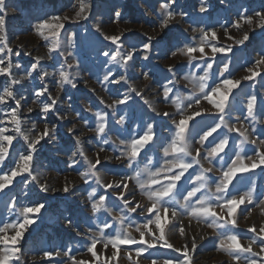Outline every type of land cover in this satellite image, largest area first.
Segmentation results:
<instances>
[{"label": "snow or ice", "instance_id": "1", "mask_svg": "<svg viewBox=\"0 0 264 264\" xmlns=\"http://www.w3.org/2000/svg\"><path fill=\"white\" fill-rule=\"evenodd\" d=\"M4 5L5 0H0V11H3ZM176 5L177 0H160L159 14L153 23H157L161 31L169 29L177 16L188 15L175 11ZM72 7L76 10L71 18L67 15L48 17L46 13L37 18L35 33L46 41L48 59H53L54 53L65 59L59 62L58 68L48 71L40 63L43 57H34V62L30 61L27 77L33 78V72H36L41 84L31 91L21 83L25 77L17 79L13 73L14 69L22 67L19 60L13 62V57L18 58L21 54L31 56V53L22 49L14 51L9 45L5 34L6 14L0 15V77H3L0 84V195L12 192L17 184L28 188L30 182L37 185L41 192L49 191L38 175L33 174L37 170L36 157L42 147L41 141L50 143L56 139L59 131L58 125H49L47 119L55 112L63 120L66 112L65 116L60 115L63 109L56 107L60 97L51 95L46 80L58 75V89L63 90L66 84L77 88L79 71L73 75L68 70L78 68L79 64L75 59L69 63L68 57L73 54L67 49L76 47L78 33L75 30L69 32L64 22L69 19L72 22L88 20L92 9L90 0H77ZM209 8L206 0H201L198 14H207ZM123 18L124 14L119 11L110 14L111 22ZM193 22L198 25L192 29L198 33V38L194 36L188 42L174 41L172 37L157 39L147 33L142 34L146 39L132 40V30L110 35L101 29L99 23L93 24L96 42L106 49L102 52L106 61L101 83L114 86L107 90L116 99L106 103L102 97H97L99 103L104 105L103 109L88 105L85 109L91 113L88 119H84L80 112H76V115L99 138L98 146L101 143L109 144L113 125L120 126L117 131L123 138L118 136V144L112 141V145L113 151L119 153L114 159L124 165L123 175L113 173L119 179L104 183L101 170H108L107 161L110 159L106 157L102 161L100 158L105 148L99 147L95 160L90 159L84 150L85 141L76 134V126L73 124L67 128V132L74 137L76 149L68 158V167L76 166L78 170L81 164L76 157L79 156L85 170L78 171V175L85 183L94 181L88 191V200L97 223L95 230L88 229L91 235L86 247L97 264H109L119 255L121 246L129 245L135 246L127 250L130 264H139L138 259L132 258L133 253L138 258L148 253L153 257L151 264H194L190 253H195L199 247L196 238L193 237L183 247H176L166 235V226L176 229L181 236L185 235L184 224L175 222L178 215L185 214L198 221H208L207 226L216 230L218 243H215V250L228 253L233 264H264V224L249 226L246 232L237 231L238 210L240 216L250 214L253 206L264 211V196H257L255 182L249 186L241 183L245 174L256 169L264 171V130L257 135L256 127L258 114H264V92L258 95L255 91L257 79L264 84V3H261L259 10L250 7L237 9L234 18L230 16L221 25L224 36L232 40L231 44L220 42L214 24H204L203 20ZM245 25L248 26L247 30H243ZM230 29L243 30L242 35L233 37ZM101 36L103 40H100ZM256 36L260 38L257 56L237 59V46H243L238 50L244 52L248 46L246 42ZM154 49L165 57L169 54L171 57L178 54L187 57L190 70L182 77L177 78L182 68L175 64H169L163 74L165 82L160 85L161 102L174 105L172 112L157 111L154 102L147 98L145 93L151 84L141 89L131 82L137 76V63L142 68H148L144 62L150 61ZM206 49H210V54ZM240 69L247 74L236 78ZM139 76L145 81L154 82L156 72L148 68ZM180 79L186 82L183 87L180 86ZM17 85L20 87L17 88ZM121 88L124 89L123 93ZM134 97H139L156 116L167 118V134H157L155 120L139 119L134 120L135 127L126 125V120L136 117V107H129L130 103L134 105ZM28 99L40 105L37 115L45 118L42 130L23 110ZM10 100L14 104H9ZM202 101L215 111L208 112L200 107ZM194 105L198 110H194ZM33 111V108H27V113ZM121 111L124 114H119ZM234 113H239L234 117L235 123L232 122ZM90 121L94 127L90 126ZM29 122L31 128H26ZM152 157H156L155 163ZM204 162L211 167H205ZM71 188L66 178L62 191L69 193ZM137 190L148 203L142 204L136 199ZM51 191L57 189L52 188ZM25 197L27 204L19 206L16 198L11 197L7 213L15 216V219L0 220V264H24L22 240L45 208L44 203L33 202L35 198L30 192ZM113 208L119 209L118 215L111 216V220L107 216L100 220L103 213L111 215ZM140 217H143L142 223ZM72 224V220L67 221L69 227ZM133 228L138 236L130 231ZM9 230L14 234L9 235ZM249 233L252 235L249 236ZM200 239L205 238L202 236ZM242 240H247V244ZM97 244H102L104 249L111 246V255L102 262L99 261ZM254 245L258 246L259 251L254 250ZM161 250L180 255L170 256ZM61 255L60 249L44 250L41 260L51 261L53 257ZM63 256L71 264H87L71 255V249L63 251Z\"/></svg>", "mask_w": 264, "mask_h": 264}, {"label": "rangeland", "instance_id": "2", "mask_svg": "<svg viewBox=\"0 0 264 264\" xmlns=\"http://www.w3.org/2000/svg\"><path fill=\"white\" fill-rule=\"evenodd\" d=\"M159 2L160 0H90L92 9L89 13L88 20H77L72 22V20L69 19L64 22L65 28L69 32L75 30L78 33L76 47L68 48L67 51L73 54L72 57H68L69 63H72L73 59H75L78 62L79 67H74L68 71L73 75L79 71V76L76 77L77 88H75V90L77 92L73 89L77 99L75 96L74 99H79V101L84 100L81 104L84 105L85 108L86 106L91 105L95 108L103 109L104 105L99 103L97 97H102L106 103H111L113 99H116V97L107 90L114 86L108 85L107 83H101L105 71L104 63L106 61L102 52L106 49H104L100 43H97L95 36H93V33H95V28H93L94 23H99L101 29L110 35L119 34L126 30H132V36L130 37L132 40L146 39L142 34L147 33L148 35L155 36L157 39H160L161 37L166 39L172 37L174 41L179 40L188 42L194 36L198 38V33L192 31L193 28L198 27L193 21L203 20L204 24L215 25L221 43L231 44L232 40H228L224 36V30L221 25L224 24L230 16L234 18V13L237 9L243 10V7H250L259 10L260 5L261 3H264V0H206V3L210 5L207 14H198L201 0H177V5L174 10L177 12L183 11L188 15L184 17L177 16L173 25L169 26L170 31L169 29L161 31L158 24L153 23V21H156L159 14ZM76 3L77 0H5L4 9L3 11H0V15L6 14L5 34L9 45L14 51H21L22 49L23 52L31 53V56L21 54L18 58L13 57L14 63L16 60H19L22 65L21 69H14L13 73L15 72L14 75L17 79L22 76L26 77V80L31 83V87L28 89L29 91H31L33 87L41 84L36 72H33V78L27 77V70L30 69V61L34 62V57H43L40 63L48 71H52L53 68H55L53 64L58 66L59 62L65 59V57L59 56L58 53L53 54V59H48L47 43L35 33L34 25L37 23V18L43 16L45 13L48 17L53 15L61 17L67 15L71 18L76 10L72 5ZM114 11L123 13L124 18L119 21L111 22L110 14L114 15ZM125 20L128 22H125ZM247 27L248 26L245 25L243 30H247ZM243 30L237 31L235 29H230V34L233 37L239 38L242 35ZM96 36H99V34L96 33ZM99 38L100 40H103L102 36ZM246 43L248 46L244 52L238 50L243 46H237V59L240 57L255 58L257 56L256 50L260 46V38L258 36L250 38V42ZM206 51L210 54V49H206ZM240 62L242 63L243 61L240 60ZM144 63L148 65V68H151L156 72L155 81H145L142 76H139V73L147 71L148 68H142L141 64L137 63L135 68L137 76L133 78L131 82L135 84L137 88L141 89L145 85L151 84V88L147 90L145 94L147 98L154 102V107L157 111H174V105L161 102L160 85L165 82L163 74L166 73L169 64H175L182 68V71L177 73L178 79L190 70L187 65V57L179 54L176 57H171L170 54L165 57L160 55L158 49H154L151 53L150 61ZM246 74L247 73L244 69H240L236 73V78L242 77ZM57 79H59L58 75L47 78L46 83H48L49 89L55 97L59 96L60 101L64 104L65 101H70L69 97L71 96H66L65 90L67 86L71 85L66 84L64 89L60 90L56 87L58 84ZM2 82L3 77H0V84H2ZM23 82L24 81L21 83L24 85ZM185 84L186 82L180 79V86L183 87ZM245 87L247 88V84ZM91 89H95V91L93 92ZM123 91L124 89L121 88V93H123ZM255 91L258 95L261 92H264V84H261L259 79L255 82ZM8 103L14 104V101L10 100ZM34 104L35 103L32 102V99H28L23 108L25 114L30 117L31 120L32 113H27V108L31 107L34 110ZM36 104L38 105V103ZM133 106L137 109L136 117L134 119L130 118L126 120L127 126L135 127L134 120L143 119L149 122L155 120L154 127L157 134H167L165 127V121H167L166 117L156 116L151 109L147 108L146 105H143V101L140 100L139 97H134V105L130 103L129 107L131 108ZM61 107L62 109H65L66 104L61 105ZM120 107L123 108V106ZM200 107H203L208 112L215 111V109L205 101L201 102ZM194 110H198L195 105ZM84 111L87 112L86 110ZM33 113L35 112L33 111ZM119 114H124V112L121 111ZM69 115L70 116L68 117L70 118L60 121L58 119L59 117H55V112L52 113L51 117L47 119V123H49V125L57 124L59 131L56 133V139L52 140L50 143L45 144L41 141L42 147L39 149L43 150L48 146L50 151L47 150V152L50 153V156H53L58 160H45L42 158L45 161L44 163L36 157L37 170L33 174L38 175L41 183H45L49 187V191L41 192L37 185L30 182L28 188H24L22 185L17 184L12 192L0 195V220L11 221L15 219V216H10L7 213V207L10 206L8 201L11 197L16 198L18 206L19 204H27L28 201L26 200L25 194L30 192L35 198L33 202L40 201L45 204V208L42 209L36 222L31 226L29 232L25 233V237L22 240L25 250V255L23 257L24 264H71V261L63 256V251L68 249H71V255L75 256L78 261H85L87 264H97V261L91 256V253L87 251L86 247L89 243V236L91 235L88 229L91 228L95 230L97 223L96 215L91 212V202L88 200V191L91 190L94 181L89 180L88 183H85L78 175V171L85 170L83 167V161L79 156H77L76 159L80 160L81 167H79L78 170L76 166L68 167V158L71 155V152L76 149L74 147V137L71 133L67 132V128L73 126V124L76 126V129L78 130L76 134L81 135L82 139L85 141L84 150L90 159L95 160L99 147L102 146L105 148V151L100 153V158L102 161L106 157L110 159L107 161L108 170H101V176L104 183L119 179L118 175L113 174L114 172H119L120 175H123L124 165L121 161H116L114 159V156L119 153L113 151L112 145V141H116L118 144V136L121 138L123 137L121 133L117 131L120 126L113 125V130L109 133V136L111 137L109 144L103 145L101 143L98 146L97 141L99 138L95 137V133L90 131L88 126L84 125L83 120L80 117H77L76 113L75 115L73 113ZM90 115L91 113H88L87 117H82L88 119ZM235 115H239V113L233 114V123H235ZM258 115L259 119L256 124L258 129L257 135L260 134V130H264V114ZM35 119L38 128L42 130L45 118L38 115ZM27 125V127H30L31 123L29 122ZM62 125H64L66 130L62 128ZM90 126L94 127L92 121H90ZM237 126L239 125L237 124ZM64 130L67 134H64ZM252 138L255 139V136ZM89 140L91 143H88ZM227 150L228 149L226 148V151ZM57 155L60 158L57 157ZM149 155H151V153ZM152 158L155 163L156 157ZM144 162L146 163L147 160ZM204 166L211 167L207 162H204ZM190 171L192 170L190 169ZM187 175L188 174L186 173L185 176ZM66 178L67 182L72 185L69 193H64L62 191ZM253 181L256 185L257 196H264V171L256 169L250 174H245L241 183L245 186H249ZM132 186V183H130V187ZM52 188L57 189V191H51ZM136 199L142 204L148 203L146 198L139 194L138 190ZM109 206L112 207V205ZM241 207H243V205ZM217 211H219V209H217ZM118 214L119 209L113 208L111 215L103 213L100 215V220H103L105 216L111 220V216ZM169 218L171 219V217ZM133 219H136V217L133 216ZM68 220H72L73 222L71 227L67 225ZM139 220L142 223L143 217H140ZM175 222L177 224H184L185 235L181 236L176 229H170L166 226L167 238L175 246L183 247V245L190 243L191 239L195 237L199 247L195 253H190V256L193 257L194 264H233L228 253L215 250V243H218L216 230L207 226L208 221H198L196 218L188 217L185 214L178 215ZM261 224H264V211H261L260 208L253 206L251 213L244 216H240L238 210V232H246L249 226L256 225L259 227ZM47 230H51L50 232L54 231L51 237L47 236L45 233ZM130 231L134 236H138V234L135 233L134 228L130 229ZM8 234L12 235L14 233L9 230ZM248 235L250 236L252 234L249 233ZM202 236L205 238L204 240L200 239ZM241 242L247 244L248 241L242 240ZM134 247L135 246L131 245L121 246L119 255L115 257L113 261H110L109 264H130L127 250ZM56 249L62 250V255L60 257H53L51 261L46 259L41 260L42 252L44 250ZM97 250L99 261L101 262L111 255V246H109L108 249H104L102 244H97ZM254 250L259 251L258 246L254 245ZM167 254L170 256L180 255L179 253H175V255H171L173 253ZM262 255H264V253H262ZM132 258L138 259L139 264H151L153 259L148 253H145L143 257L139 258L135 257V254L133 253ZM241 264H243V262H241Z\"/></svg>", "mask_w": 264, "mask_h": 264}, {"label": "crops", "instance_id": "3", "mask_svg": "<svg viewBox=\"0 0 264 264\" xmlns=\"http://www.w3.org/2000/svg\"><path fill=\"white\" fill-rule=\"evenodd\" d=\"M54 66H55V68H58L59 67V65L57 66L56 64H53ZM15 73V72H14ZM21 76V75H20ZM17 78V77H16ZM57 80H59V79H57ZM22 81H24L23 83H24V88L26 89H29L30 87H31V83L28 81V80H26V77H25V79L24 80H22ZM19 85H17L16 87H18ZM69 88V89H68ZM66 96L67 95H70L71 96V99H70V101H65L64 102V104H66V108L64 109L63 108V110L60 112V115L61 116H65V112H66V118L65 119H68V118H70V117H68V116H70L69 114H71V113H73L74 115H75V113L76 112H80L81 113V115L82 116H86L87 117V112H85L84 110L86 109L85 107H84V105H82L81 103H83L84 102V100H80L79 101V99L78 100H76L77 98H76V96H75V92H77L75 89H74V91H73V88H71V86H67V88H66ZM49 92L51 93V95L53 96V97H55V95L51 92V90L49 89ZM74 96H75V98L76 99H74ZM67 103H69L70 105H71V108H69V104H67ZM79 103V104H78ZM63 104V102H61V101H59L58 102V104H57V108H61L62 109V107H61V105H64ZM34 106V112L35 113H32L31 114V116H32V122H37L36 121V119H35V117H37L38 115H37V113H38V111H39V108H40V105L38 104H34L33 105ZM35 115V116H34ZM55 117L56 118H58V116L55 114ZM60 121H64L65 119H63V120H61L60 118H58ZM31 123V122H30ZM28 125L26 124L25 125V127L26 128H30V127H27ZM62 128H64L65 130H66V128L64 127V125H62ZM64 130V131H65ZM64 134H67L66 133V131H65V133ZM63 144H65V143H63ZM47 150H49V148H48V146L47 147H45L43 150H39L38 151V154H37V158L38 157H41V158H44L45 160L47 159V160H58L57 158H54L53 156H50V153H48L47 152ZM50 151V150H49ZM42 154V155H41ZM41 155V156H40ZM57 157H59L58 155H57ZM60 158V157H59ZM39 160H41L42 162H44L45 163V161L43 160V159H39ZM54 232V231H53ZM176 247H178V246H176ZM162 252H165V253H173V254H171V255H175V252H171L170 250H163Z\"/></svg>", "mask_w": 264, "mask_h": 264}, {"label": "trees", "instance_id": "4", "mask_svg": "<svg viewBox=\"0 0 264 264\" xmlns=\"http://www.w3.org/2000/svg\"><path fill=\"white\" fill-rule=\"evenodd\" d=\"M39 159H42L41 157H38ZM51 230H47V232H45L47 234V236L51 237L52 236V232H50Z\"/></svg>", "mask_w": 264, "mask_h": 264}]
</instances>
